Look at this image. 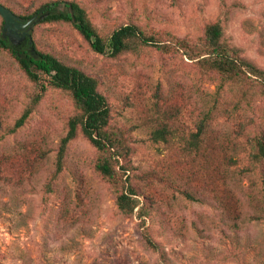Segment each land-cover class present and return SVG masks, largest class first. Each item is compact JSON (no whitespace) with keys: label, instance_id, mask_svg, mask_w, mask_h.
<instances>
[{"label":"rangeland","instance_id":"374dc122","mask_svg":"<svg viewBox=\"0 0 264 264\" xmlns=\"http://www.w3.org/2000/svg\"><path fill=\"white\" fill-rule=\"evenodd\" d=\"M74 1L102 38L134 24L164 47L136 45L112 58L69 24L30 29L38 50L96 79L108 130L128 149V177L113 187L99 176L100 154L78 133L44 192L76 109L68 93L46 88L11 132L38 87L0 48V264H264V161L247 171L248 142L260 136L264 144V92L253 77L221 85L187 57L206 26L219 23L223 40L264 71V0ZM8 4L18 16L38 7ZM202 121L207 133L196 150L190 142ZM157 130L165 140L152 139ZM128 185L144 222L137 208L126 216L116 207ZM143 227L159 253L142 243Z\"/></svg>","mask_w":264,"mask_h":264},{"label":"trees","instance_id":"16d2710c","mask_svg":"<svg viewBox=\"0 0 264 264\" xmlns=\"http://www.w3.org/2000/svg\"><path fill=\"white\" fill-rule=\"evenodd\" d=\"M8 1L10 0H0V5H9ZM26 1L29 5H38V7L31 14L19 16L22 21H27L34 16L36 18L42 16L38 23L61 22L69 24L96 53L106 54L115 58L132 50L136 45H153L158 46L160 49L164 48L160 47V45H155L153 37L144 34L134 24L122 25L114 29L108 37L102 38L90 22L85 10L74 0ZM4 7L7 8L6 6ZM13 14L16 15L15 13ZM1 21L3 26L2 18ZM222 36V27L219 23L207 25L201 43L189 49L188 59L196 60L206 73L216 74L221 85L239 82L243 77H253L260 83L262 87L261 93H263L264 71L257 69L251 63L240 58L238 50L230 47ZM0 48L10 54L27 80L34 87H38V92L34 94L27 108L15 121L11 132H15L25 124L35 106L40 102L41 93L46 88H53L68 93L76 109V113L68 120L65 135L59 142L55 169L50 181L44 186V192L46 194L52 192V183L62 171L66 147L70 141L76 138L78 133L100 154L94 165L96 173L113 187L121 181L125 183L129 172L126 163L128 149H126L120 136L108 130L110 109L106 98L97 89L96 79L77 67L65 64L50 53L38 50L33 40L31 44L25 41L17 46L12 45L2 35V29L0 33ZM163 132V130L153 131L152 139L165 140ZM206 133V125L202 121L198 126L197 132L192 137L190 148L199 149L198 143L204 141ZM248 143L252 149L247 153L250 166L247 171L252 173L259 165L263 164L264 144L260 136L253 137ZM231 160L234 162L235 159L231 158ZM31 171L34 172V169H31ZM20 185L22 184L20 183ZM249 190L250 194L255 191L251 188ZM258 190L264 196V178H262L261 188ZM186 196L194 201L190 194L187 193ZM115 204L121 214L126 216L134 214L138 206V200L135 198V191L130 185L127 186L126 191L117 194ZM143 210L144 208L139 207L136 211V216L142 222H144V217L147 216V212ZM144 228L141 234L142 243L147 249L159 253L158 245L154 243L150 234Z\"/></svg>","mask_w":264,"mask_h":264},{"label":"water","instance_id":"95a60500","mask_svg":"<svg viewBox=\"0 0 264 264\" xmlns=\"http://www.w3.org/2000/svg\"><path fill=\"white\" fill-rule=\"evenodd\" d=\"M0 17L3 20L2 35L15 46L23 41H28V43L31 44L30 29L42 19V16L37 18L34 16L27 21H22L19 16L14 15L9 9L2 5H0Z\"/></svg>","mask_w":264,"mask_h":264}]
</instances>
